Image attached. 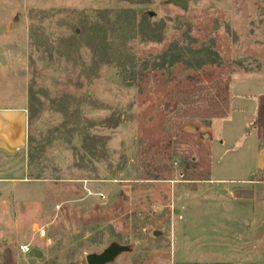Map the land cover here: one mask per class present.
<instances>
[{"label": "rangeland", "instance_id": "rangeland-1", "mask_svg": "<svg viewBox=\"0 0 264 264\" xmlns=\"http://www.w3.org/2000/svg\"><path fill=\"white\" fill-rule=\"evenodd\" d=\"M183 1L0 0V107L28 128L0 170V264L112 243L110 264H264V0ZM216 81L211 118L190 90Z\"/></svg>", "mask_w": 264, "mask_h": 264}, {"label": "crops", "instance_id": "crops-1", "mask_svg": "<svg viewBox=\"0 0 264 264\" xmlns=\"http://www.w3.org/2000/svg\"><path fill=\"white\" fill-rule=\"evenodd\" d=\"M27 130V111L24 107H0V168L3 167L0 170L7 169V155L14 154L17 160L20 159L18 155L26 149ZM259 154L264 158V150H260ZM259 166L260 170L264 171V160L259 162Z\"/></svg>", "mask_w": 264, "mask_h": 264}, {"label": "trees", "instance_id": "trees-1", "mask_svg": "<svg viewBox=\"0 0 264 264\" xmlns=\"http://www.w3.org/2000/svg\"><path fill=\"white\" fill-rule=\"evenodd\" d=\"M211 90L212 93L210 92ZM228 91H229V85L226 82L216 81L213 85H211L210 88H198L196 91L190 90V94L204 93V95L207 97V101L209 102V105L212 106V108L209 109L208 113H211V118H216L222 116L226 111V107L228 105V99H229ZM180 103H181L180 98L177 97V101L175 105L177 106ZM252 126L256 129L258 139L264 140V95L258 98L256 116L254 122L252 123ZM93 139H95L97 142L102 141L101 140L102 138L101 139L93 138ZM91 155L94 156L93 153H91ZM5 254L9 256L10 251L8 250L5 251ZM9 263L14 264V262L10 260L8 257V259L5 260L4 264H9Z\"/></svg>", "mask_w": 264, "mask_h": 264}, {"label": "water", "instance_id": "water-1", "mask_svg": "<svg viewBox=\"0 0 264 264\" xmlns=\"http://www.w3.org/2000/svg\"><path fill=\"white\" fill-rule=\"evenodd\" d=\"M168 3H172L181 8L186 7V2L183 0H168ZM154 236H157V233H154ZM128 251V248L125 246L118 245L116 243H112L107 246L101 253L99 254H89L85 257L87 264H110L114 262L122 253ZM37 257H40V253L36 252Z\"/></svg>", "mask_w": 264, "mask_h": 264}, {"label": "built area", "instance_id": "built-area-1", "mask_svg": "<svg viewBox=\"0 0 264 264\" xmlns=\"http://www.w3.org/2000/svg\"><path fill=\"white\" fill-rule=\"evenodd\" d=\"M93 194L90 191H87V196H92ZM102 197L101 195H99ZM38 238L42 239L46 235V230L44 227H38L36 231ZM16 250L21 255H28L32 252V246L30 244L20 243L16 246Z\"/></svg>", "mask_w": 264, "mask_h": 264}]
</instances>
